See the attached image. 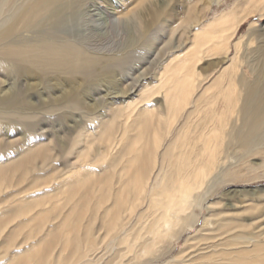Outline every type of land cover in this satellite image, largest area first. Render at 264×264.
I'll list each match as a JSON object with an SVG mask.
<instances>
[{
	"label": "bare ground",
	"instance_id": "obj_1",
	"mask_svg": "<svg viewBox=\"0 0 264 264\" xmlns=\"http://www.w3.org/2000/svg\"><path fill=\"white\" fill-rule=\"evenodd\" d=\"M141 1L111 0L112 26L128 29ZM224 1L209 0L198 20L192 4L184 24L154 25L150 36L172 42L157 73L121 107L86 113L76 87L100 96L99 74L126 78L144 60L136 37L108 49L96 33L79 36L93 0H0V60L19 79L13 98L0 97L11 138L0 136V264H264V211L256 223L236 213L256 212L260 193L221 192L264 174V23L232 43L248 18L264 21V0ZM222 55L209 74L196 70ZM35 73L44 92L32 98L67 97L33 107ZM41 115L71 123L59 161Z\"/></svg>",
	"mask_w": 264,
	"mask_h": 264
},
{
	"label": "rangeland",
	"instance_id": "obj_2",
	"mask_svg": "<svg viewBox=\"0 0 264 264\" xmlns=\"http://www.w3.org/2000/svg\"><path fill=\"white\" fill-rule=\"evenodd\" d=\"M93 1L94 3L91 8L92 10L90 12H87L85 17L80 18L77 21H75L74 26H76L75 30H77V34L79 36H82L81 31L82 33H84V31L87 32L88 30H89L88 32L91 31L93 33H96V35L98 34L97 36L102 38L99 40V41L102 40L101 42L103 46L101 47L103 48L107 47L108 49H110L111 47L112 48L121 47L123 46L122 44H125V42L128 39L130 40L136 37L133 39V41L137 43L134 50L136 49L135 51L138 52L140 57L143 58L144 60L141 62L140 65H137L136 67H134L129 72V75L126 78H117L115 76V72H112L109 74H104V73L99 74L96 78L95 83L99 84L100 88L103 90V92L101 91L102 93L100 94V96L99 94L94 95V94H91L90 92L84 93L81 90L83 88V85L81 86V84L79 83V86L76 87V90L78 89L77 90L78 92L83 93L82 95H83V101H84V103L80 106V109L86 108L85 110L86 113H88V111L94 112L95 110H98V108L101 106L100 105L101 103L107 104L110 102L112 103L116 100L117 101L116 105L118 107H121L122 105L127 103L128 99L126 98L125 95L127 93H129L128 95H130L129 90L131 89V87L133 85L141 83L144 79V76L145 77L154 76L158 71V67H157L158 62L162 58L165 57L163 55L164 53L166 54V51L168 50V48L172 47V42L169 38H165L159 33H158L159 35L156 34L154 36H150V30L153 28V26L155 25V26L164 27L168 24L177 23V22H183L184 24L185 20L189 19L190 12H188V9L191 7L192 4L193 6L191 8L192 11H191L190 16L193 19V21L198 20V18L203 17L204 14L202 15V13L207 11L206 8L208 6L209 0H143L141 2L136 3V5H134V9H135L134 19L135 20L132 21V23L128 26V29L117 28L115 26H112L113 23H111L110 15L107 12V8L109 9V7H111V2H110L111 0H93ZM231 1L232 0H225L224 2L227 4H230ZM224 7H225L224 5L221 7L214 6L213 7L214 14L215 13L218 14V12H220ZM93 8L95 10H93ZM251 23H256L255 25V30H256L264 23V21L259 20L257 17L248 18V20H246L245 23L239 29L237 35L232 40V43H234L238 39L239 36L240 37L249 36L248 29ZM257 36H258V33H255L252 35L253 48L256 47L254 45H255ZM222 59H223V55L207 57L206 59H204V61H202L201 63L197 65L196 70H198V72L201 73V75L209 74L210 72H212V69L214 68V66L220 63ZM11 69H13L11 68V64L2 62L0 60V72H1L0 73V97L4 99L8 98V100L14 97L15 91L18 87L17 86L18 81H19V79H16V76H17L16 71L14 69L12 71ZM27 69L32 70V71L35 70V68L31 66L27 67ZM40 75H41L40 73H35V75L33 74V76H30V78L26 77V81H28L27 79L30 80L26 82V84L29 83L26 86L27 89L30 88V90H28V93H27L26 101L30 102L33 107H36V105L38 106L40 105V107L44 106L50 103L55 98L56 99L58 98L57 99L58 101H62L67 97V95L65 94H57V95H52L55 97L53 99V98H50V96H47L45 93H42V95H39V97H37L38 99L32 98V96L36 95V93L40 91V89H42L44 86L43 81L40 84L41 82ZM80 86L82 88H80ZM31 90L33 91L35 90L34 94ZM42 91L44 92L43 89ZM38 94H41V93H38ZM59 95H62L63 98ZM57 96H59L60 98ZM114 96H116L117 98L112 100L111 98ZM123 97H125L127 100L126 99H125L126 101L122 100L121 98ZM36 100L37 101L39 100L40 104H37ZM156 100H159V98H156ZM84 115L85 114H74L73 119L81 120L82 117H85ZM40 117L41 118L39 119L40 120L39 129L41 127L42 128L44 127L43 129L42 128L40 129L41 131H38L40 132L41 136H43L44 138H50V140L61 141L60 143L61 145L60 144L57 145L56 150H55V155H57L56 157L58 158V161H59L60 159H62L61 157H63L62 156L63 151L65 152L68 146L67 143H64V142L66 141V138L68 137L67 129L70 128L69 126L71 125V123H68L67 126L66 125L61 126L60 124H57L58 122L56 121L55 122L57 125L53 121L47 122L48 118L44 117L43 115H41ZM4 120L5 119L0 120V124H1L0 125V129H1L0 136L8 139L9 134L7 133H9V130H8L9 122H7L8 121L7 119H6L7 121L6 120L4 121ZM7 123L8 125H6ZM5 134L8 137H6ZM17 137L18 138L16 140H19L20 136H17ZM9 140H11V138H9ZM13 140L14 139H12V141ZM63 146L64 148L65 147L66 148L64 149ZM59 154H61V156ZM53 164L54 163L50 165H53ZM61 168L63 169V167ZM261 170L258 171L257 173L258 178H256V180H253L250 183H245V184L241 183V184L231 185V186L226 187L224 190H221V192L223 191L227 192L228 190L236 189L237 191H240L243 194H249V193L257 194V192L258 194L260 193L261 196L257 195L259 199L255 202V204L257 203L256 205H258V207L260 206L256 212L255 211L248 212L246 209H243V208L242 209L238 208V211L236 212V213H241L245 215L244 217L245 219L251 220L254 223H256L257 221L256 217L258 213H262V211H264V174H262ZM239 200L241 201L242 199L239 198ZM239 200H237L238 201L237 203L240 204ZM196 230L197 229L194 228L191 231L193 233V232H196ZM182 243L183 242L181 241L179 248L182 247ZM177 251L178 249L174 250L173 255H176Z\"/></svg>",
	"mask_w": 264,
	"mask_h": 264
}]
</instances>
